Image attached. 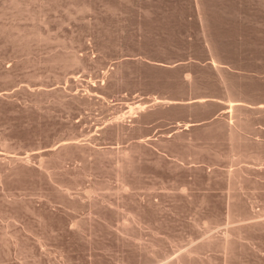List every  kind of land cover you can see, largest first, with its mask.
<instances>
[{
    "label": "rangeland",
    "instance_id": "1",
    "mask_svg": "<svg viewBox=\"0 0 264 264\" xmlns=\"http://www.w3.org/2000/svg\"><path fill=\"white\" fill-rule=\"evenodd\" d=\"M208 236L264 264V0H0V264Z\"/></svg>",
    "mask_w": 264,
    "mask_h": 264
},
{
    "label": "bare ground",
    "instance_id": "2",
    "mask_svg": "<svg viewBox=\"0 0 264 264\" xmlns=\"http://www.w3.org/2000/svg\"><path fill=\"white\" fill-rule=\"evenodd\" d=\"M198 5H199V4H198ZM199 9H200V8H199ZM157 103H158V102H157ZM247 207H248V206H247ZM247 210H248V209H247ZM248 212H249V213H252V210L249 209ZM226 231H227V230H225V233L221 235V237H222V236H223V237L221 238V241L219 242V245H220V247H221V248H220L221 250L223 249L224 252H227V253L229 252V254H230V253H232V251L230 252V251H228L227 249L230 250V249L232 248L231 246H232L233 244H232L231 240L234 239L235 237H237L240 233H239L238 235L234 236V237L232 236V239L230 240V239H228V238H230V237H228L229 233H227L228 231H227V232H226ZM241 234H242V233H241ZM245 234H246V232H245ZM248 234H249V233H248ZM219 235H220V234H219ZM232 235H233V234H232ZM243 235H244V234H243ZM246 235H247V234H246ZM239 236H240V235H239ZM210 237H211V236H208L207 239L209 240ZM241 237H242V235H241ZM211 238H213V237H211ZM215 238H216V237H215ZM238 238L240 239V237H238ZM246 238H247V237H246ZM239 239L236 240L237 242H234L235 240H232V241L236 244V243H238V240H239ZM229 240H230V242H231V246H230V244H229V243H230ZM241 240H242V239H241ZM211 241H212V239H211ZM214 241H215V240H214ZM243 241H244V240H243ZM206 243H207V244H205L204 247H201V246L197 245V246L192 247L190 250H186V254H185V262H186L187 264H205L203 261H201V260L195 258V253H196V255H197V254H200V253L198 252L200 249H202V250L204 249V250H207V251H208V249L212 246L213 242L210 243V240H209V241H207ZM214 244H216V243L214 242ZM214 244H213V245H214ZM219 245L217 244V246H219ZM228 245L230 246V248H227ZM236 245H237V244H236ZM237 246H238V245H237ZM240 246H241V245H240ZM213 247H214V246H213ZM234 247H235V246H234ZM242 247H243V246H242ZM238 248H239V247L234 248V249H235V252H234L235 255H236V251H237L236 249H238ZM212 249H213V248H212ZM234 249H233V251H234ZM202 250H201V252H202ZM204 250H203V251H204ZM223 251H222V252H223ZM239 251H240V250H239ZM242 251H243V249H242ZM242 251H241L239 254H241ZM205 252H206V251H205ZM227 253H225V256H226ZM245 254H246V253H245ZM232 255H234V254H232ZM232 255H231V256H232ZM231 256H230V257H231ZM238 256H239V255H238ZM242 256H243V255H242ZM196 257H197V256H196ZM227 257H228V256H227ZM230 257H228V259H230ZM199 258H200V256H199ZM231 258L233 259V258H236V257H235V256H232ZM238 259H239V257H238ZM229 261H230V260H229ZM236 261H237V260H235V261H233V262L235 263ZM233 262H232V263H233ZM229 264H230V263H229Z\"/></svg>",
    "mask_w": 264,
    "mask_h": 264
}]
</instances>
